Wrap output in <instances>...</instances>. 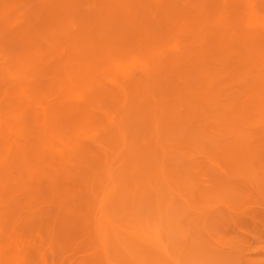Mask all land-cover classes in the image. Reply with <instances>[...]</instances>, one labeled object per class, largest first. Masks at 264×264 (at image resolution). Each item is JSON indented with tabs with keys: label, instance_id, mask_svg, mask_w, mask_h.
<instances>
[{
	"label": "bare ground",
	"instance_id": "obj_1",
	"mask_svg": "<svg viewBox=\"0 0 264 264\" xmlns=\"http://www.w3.org/2000/svg\"><path fill=\"white\" fill-rule=\"evenodd\" d=\"M263 171L264 0H0V264H233L170 244Z\"/></svg>",
	"mask_w": 264,
	"mask_h": 264
},
{
	"label": "rangeland",
	"instance_id": "obj_2",
	"mask_svg": "<svg viewBox=\"0 0 264 264\" xmlns=\"http://www.w3.org/2000/svg\"><path fill=\"white\" fill-rule=\"evenodd\" d=\"M214 171L218 172L221 179H229L226 174L217 169H214ZM262 175H264V171ZM238 181L231 180V183ZM249 184V182H246L244 186H249L250 192L243 196L237 204L226 206L225 202L220 199L214 203H202L205 205L204 217L187 216L182 228L173 239L174 244H170V249L176 246L178 248L177 253L181 254L192 244L198 245L202 241V244H205L209 249L210 256H215V258L217 254L230 253L236 257L233 264H264V189L258 190L254 184ZM222 216L225 219H222ZM141 218L143 223L152 221V217L147 213ZM193 218L197 219L192 220ZM134 219L135 217L124 215L119 218L118 222L119 225L129 229L135 224ZM193 226L197 228H190ZM219 237H222L220 241ZM81 241L78 238L72 243L58 247L56 251L57 258L47 255L45 264H98L95 257L88 254L90 253L88 251L90 245L87 243L82 244ZM112 247L113 245L110 248L111 253L112 251L115 253L117 250V253L114 254L115 257L113 256L117 262L116 264H175L170 260L155 259L153 253H149L141 247L134 250L137 261L133 262L122 254L120 248L115 250ZM40 254L36 255L34 264H43L40 260ZM154 259L155 262H153ZM180 264L194 263L192 260L184 258L181 259Z\"/></svg>",
	"mask_w": 264,
	"mask_h": 264
}]
</instances>
